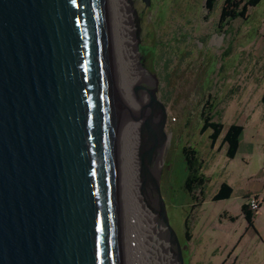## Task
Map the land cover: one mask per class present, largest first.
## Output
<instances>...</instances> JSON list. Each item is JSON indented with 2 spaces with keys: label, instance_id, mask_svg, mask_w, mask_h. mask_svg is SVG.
<instances>
[{
  "label": "water",
  "instance_id": "obj_1",
  "mask_svg": "<svg viewBox=\"0 0 264 264\" xmlns=\"http://www.w3.org/2000/svg\"><path fill=\"white\" fill-rule=\"evenodd\" d=\"M155 92L140 172L181 264L147 164L167 141ZM0 264H121L104 0H0Z\"/></svg>",
  "mask_w": 264,
  "mask_h": 264
},
{
  "label": "rangeland",
  "instance_id": "obj_2",
  "mask_svg": "<svg viewBox=\"0 0 264 264\" xmlns=\"http://www.w3.org/2000/svg\"><path fill=\"white\" fill-rule=\"evenodd\" d=\"M223 1L216 0L214 9L207 11L205 0H148L147 6L143 0H128L135 37V70L141 79L150 80L148 91L136 92L138 83L131 94L136 99L148 93L146 105L156 88L155 97L165 107L167 141L154 179L158 178L181 264H264V205L248 231L246 222L239 221L238 210L241 193L263 190L256 196L264 201V182L260 178L264 166V0L248 7L244 19L220 30L218 18ZM209 103L212 114L219 115L214 121H220L224 129L231 123L244 127L242 144L233 156L221 144L224 132L213 148L209 131L200 133V116ZM144 119L138 124L142 126ZM184 146L199 153L203 170L211 175L205 201L193 209L182 190ZM225 181L232 188L231 198L212 202L211 195ZM155 203V215L164 230L160 241L169 244L173 264H179L177 249L157 215Z\"/></svg>",
  "mask_w": 264,
  "mask_h": 264
},
{
  "label": "bare ground",
  "instance_id": "obj_3",
  "mask_svg": "<svg viewBox=\"0 0 264 264\" xmlns=\"http://www.w3.org/2000/svg\"><path fill=\"white\" fill-rule=\"evenodd\" d=\"M129 6L128 0H104L115 84L121 264H156L155 258L159 264H173L169 244L160 241L164 230L155 215V197L140 172L139 153L145 137L138 122L147 115L144 104L148 93L134 99L131 91L138 83L136 92L148 91L150 80L141 79L135 70V37ZM160 162L161 152L148 158L151 177Z\"/></svg>",
  "mask_w": 264,
  "mask_h": 264
},
{
  "label": "trees",
  "instance_id": "obj_4",
  "mask_svg": "<svg viewBox=\"0 0 264 264\" xmlns=\"http://www.w3.org/2000/svg\"><path fill=\"white\" fill-rule=\"evenodd\" d=\"M261 0H224L220 8L218 18V28L224 30L225 27H229L230 23L237 19H244L248 7H255ZM216 0H205V9L212 11ZM264 104V96L262 99ZM213 106L209 103L205 111L201 113V128L200 133L209 131L208 140L210 147L213 148L215 143L221 137L223 132V124L220 121H214L218 114H212ZM242 128L234 125L229 126L221 137V144L225 146L227 154L233 156L236 154L238 148V141L241 135ZM181 155L184 160L185 178L182 183V190L184 195L189 199L193 207L199 206L205 201V188L209 183L208 179L203 174V160L200 158L199 153L188 146L181 148ZM231 190L224 183L221 184L219 190L213 195L212 201L217 202L226 200L230 197ZM196 202L193 204L192 202ZM241 215L246 222L248 229H253V219L255 213L249 211L247 205L240 207ZM231 221H235V218H231ZM187 222V221H186ZM185 222V229L187 226ZM185 237L189 239L188 232H185Z\"/></svg>",
  "mask_w": 264,
  "mask_h": 264
},
{
  "label": "crops",
  "instance_id": "obj_5",
  "mask_svg": "<svg viewBox=\"0 0 264 264\" xmlns=\"http://www.w3.org/2000/svg\"><path fill=\"white\" fill-rule=\"evenodd\" d=\"M231 125H234V126H237V127H241L242 128V132H241V135H240V137H239V141H238V148H237V150L240 148V145L242 144V140H243V134H244V127H243V125H241V124H239V123H231L229 126H231ZM228 126V127H229ZM227 127V128H228ZM226 128V129H227ZM226 129H224V126H223V132H225V130ZM223 148H225V146H223ZM247 148V146L245 145V149ZM203 174L205 175V177L208 179V181H210L211 179H210V176L211 175H209V174H207L204 170H203ZM260 178H261V182H264V176H263V174L261 173V175H260ZM228 188H230V190H231V195H232V188L230 187V185H228L227 184V182L225 181V182H223ZM223 183H221V184H223ZM221 184L219 185V188H220V186H221ZM219 188H218V190H219ZM217 190V191H218ZM216 191V192H217ZM215 192V193H216ZM214 193V194H215ZM252 193H258V194H254L255 196L256 195H259L260 193H262L263 194V190H256V191H254V192H245V193H241V195H240V203H239V207H238V210H240V207L242 206V205H247V201H248V199L249 198H251V197H253L254 195L252 194ZM213 194V195H214ZM213 195H211V197H210V200L212 201V197H213ZM231 195H230V197L228 198V199H226V200H221V201H227V200H229L230 198H231ZM253 195V196H252ZM213 202V201H212ZM218 202V201H217ZM262 206L264 205V201H262ZM261 206V207H262ZM260 207V208H261ZM259 208V209H260ZM223 212H225V213H227L228 211L227 210H222ZM241 213V212H240ZM257 213V212H256ZM256 213H255V217H254V219H253V224H254V221H255V218H256ZM244 221V219H243V217H242V215L239 217V221ZM246 231H248V230H250V229H248L247 228V226H246Z\"/></svg>",
  "mask_w": 264,
  "mask_h": 264
},
{
  "label": "built area",
  "instance_id": "obj_6",
  "mask_svg": "<svg viewBox=\"0 0 264 264\" xmlns=\"http://www.w3.org/2000/svg\"><path fill=\"white\" fill-rule=\"evenodd\" d=\"M263 176H264V166L262 170ZM262 206V201L257 196L251 197L247 201V207L249 211L256 213L259 208Z\"/></svg>",
  "mask_w": 264,
  "mask_h": 264
}]
</instances>
